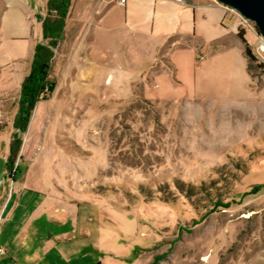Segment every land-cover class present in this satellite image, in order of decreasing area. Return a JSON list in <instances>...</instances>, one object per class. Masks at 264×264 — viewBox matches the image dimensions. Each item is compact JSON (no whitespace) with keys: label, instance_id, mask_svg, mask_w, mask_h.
<instances>
[{"label":"rangeland","instance_id":"374dc122","mask_svg":"<svg viewBox=\"0 0 264 264\" xmlns=\"http://www.w3.org/2000/svg\"><path fill=\"white\" fill-rule=\"evenodd\" d=\"M8 1L13 16L19 5L34 8L32 37L41 40L48 0ZM99 1L72 0L51 80L82 23L83 6ZM172 1L190 8L199 2ZM216 12L226 19L209 16L208 31L243 32L254 60L235 35L212 44L181 36L168 40L164 26L138 38L134 13L123 43L116 42L117 32L106 33V48L127 56L113 66L135 71L158 56L168 70L147 81L144 94L141 84L133 90L112 85L109 92L105 87L109 99L88 108L56 92L50 133L43 138L44 123L36 120L25 153L10 170L12 138L26 133L14 126L21 83L13 75L0 92V201L9 196L14 213L0 217V264H264L260 34L255 24L241 26L230 11ZM89 20L93 25L98 17ZM11 44L0 46V63L11 61ZM23 51L19 57L26 65L12 67L19 77L24 69L30 73L33 60V49L27 56Z\"/></svg>","mask_w":264,"mask_h":264},{"label":"crops","instance_id":"0c3cea01","mask_svg":"<svg viewBox=\"0 0 264 264\" xmlns=\"http://www.w3.org/2000/svg\"><path fill=\"white\" fill-rule=\"evenodd\" d=\"M73 7L71 5L64 32L67 28V20L73 13ZM119 9L123 11L122 15L118 12ZM218 9L226 11L222 5L214 0H199L195 8L183 6L172 0H125V3H121V0H116L115 2L101 0L94 7L83 6L82 10L84 12L79 15L82 23L79 25L77 33L72 39V45L58 68L55 91L48 100H43L46 103L42 104L43 101H40L36 105L28 130L23 137L21 155L25 153L29 145V138L36 120H39V123L41 121L40 126H42V122L44 123V128L40 129L43 138L44 135L50 133L52 123L57 117L55 116V110L52 108L58 106V101L52 106L56 92L58 93V98L62 96L60 91H64L66 93L63 96L67 97L72 105L82 103L88 108V106L94 105L97 101L106 102L109 99L103 91L105 87H108L107 92H109L112 85L128 84L132 86L133 90V88L141 84L144 94L145 83L147 81L150 82L155 76L168 70V67L160 61L158 56L146 58L144 62L138 65V70L135 71L130 69L127 71L125 68L113 66L116 63V59H119V56L122 57L124 53L113 54L106 48V33L117 32L119 35L116 42L118 41L119 44L123 43L125 36L130 33L128 27L129 18L131 19L135 15L134 13H137L138 25L135 24L134 28L138 38L152 37L156 29L158 32L164 26H166V30L163 37H167L168 40L175 36H181L182 38L191 37L192 39L202 40L205 44H212L226 36L235 35V37L239 38L237 34H230L228 28L221 32L214 31L210 33L208 31L206 26H208L209 16H212L211 19L215 21H224L226 19V15H220L216 12ZM12 12L13 7L9 1L0 0V46L8 43L9 40L12 41V44L8 45L11 61L0 63V92L7 89V82L13 79V75L18 76L21 84L27 76L25 69L22 70L20 77L19 71L12 70V67L17 63L25 64V61L19 57L21 49L24 50V56H27L30 50L33 49L34 56L36 45L45 43L43 40V29L41 40L34 41L35 39L32 37L33 7L23 4L19 5L18 8L15 7V16L12 15ZM96 17H98V21L92 25L89 19H95ZM8 20L9 23L6 25ZM236 26H233L234 32ZM99 33L104 34L101 36V38L103 37L101 42L99 37H97ZM178 46L181 47V45ZM184 46L190 45L187 44L182 47ZM155 48L158 47L156 46ZM24 67L26 68V66ZM52 70L51 67L50 77ZM117 100L121 101V99ZM72 117L74 118L75 115ZM82 117L80 116L76 122L79 123ZM32 120V128L29 132ZM33 135L36 138L37 133L33 131ZM73 143L79 147L76 141L73 140ZM8 200L9 196L4 197L0 201V217L5 211L4 215L5 213L7 215L10 214V217L13 218V206L11 201L9 206ZM2 232H4V229L1 230V234Z\"/></svg>","mask_w":264,"mask_h":264},{"label":"trees","instance_id":"16d2710c","mask_svg":"<svg viewBox=\"0 0 264 264\" xmlns=\"http://www.w3.org/2000/svg\"><path fill=\"white\" fill-rule=\"evenodd\" d=\"M72 0H48V16L42 23L43 40L46 43L37 44L31 63L30 73L21 84L20 109L15 120V128L25 133L28 130L32 113L36 105L43 100H48L55 91L56 81L51 80L50 71L54 58V49L58 46L69 16ZM245 44V53L252 61L255 59L243 32L237 33ZM173 71L174 68H172ZM23 139L14 134L10 143L9 155L6 163L7 169L14 167L15 161L21 153ZM206 216H203L204 219Z\"/></svg>","mask_w":264,"mask_h":264},{"label":"water","instance_id":"95a60500","mask_svg":"<svg viewBox=\"0 0 264 264\" xmlns=\"http://www.w3.org/2000/svg\"><path fill=\"white\" fill-rule=\"evenodd\" d=\"M214 1L222 5L227 11L234 13L240 20L244 18L250 23L255 24L259 34L264 38V0ZM39 19H42V16Z\"/></svg>","mask_w":264,"mask_h":264},{"label":"built area","instance_id":"2783aa9c","mask_svg":"<svg viewBox=\"0 0 264 264\" xmlns=\"http://www.w3.org/2000/svg\"><path fill=\"white\" fill-rule=\"evenodd\" d=\"M175 1H178V2H181L182 0H175ZM121 3H125V0H121ZM241 26H247V24H250L249 21L245 20L244 18H241ZM253 24V23H252ZM254 26V24H253ZM249 27V26H248ZM247 28V27H246ZM258 52L259 54L261 55V57L263 58L264 60V38L259 35V45H258ZM2 253V250L0 249V254Z\"/></svg>","mask_w":264,"mask_h":264}]
</instances>
